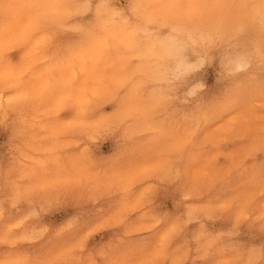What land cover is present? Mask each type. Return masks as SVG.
<instances>
[{
	"label": "snow or ice",
	"instance_id": "1",
	"mask_svg": "<svg viewBox=\"0 0 264 264\" xmlns=\"http://www.w3.org/2000/svg\"><path fill=\"white\" fill-rule=\"evenodd\" d=\"M32 7L35 11L30 30L6 37L2 45L6 58L9 47L32 42L33 34L42 33L34 47L47 52L58 47V37L66 29L81 33L86 30L83 24L69 25V14L51 0ZM233 7L224 3L170 0L161 11L142 14L136 29L116 47L135 52L137 57L150 55L152 48L141 46L138 33L142 31L145 39L153 35L158 38L160 30L166 28L171 30L170 38L162 47L168 56L175 58L176 72L171 77L166 72L154 73L150 80L160 84L182 80L202 71L217 53L224 72L231 75L244 72L254 56L264 62V5L252 17L253 21L258 18L262 32V39L254 50L236 49V43L249 33L251 23L217 12ZM89 9L87 0H82L77 14L85 16ZM189 48L198 50L191 61L185 55ZM107 51L104 41L83 51L71 46L62 54L53 51L51 57H45L37 88L23 93L15 85H9L6 98L5 94L0 95V125L11 123L16 135L27 130L28 109L38 102L51 104L49 118L65 108L75 113L71 119L54 126L57 143L47 150V159L35 162L22 175H17L14 168L0 173V243L14 246L0 264H189L190 260L192 264H255L257 254L264 256V160L260 162L259 180L253 173L237 183L232 181L238 174L239 164L228 172L215 169L211 175L197 168L208 151L205 145L224 146L240 135L234 127L218 130L215 137L206 138L199 146L190 134L175 140L166 146L164 153L168 159L164 163L160 162V153L154 158L132 162L126 167L106 168L103 172L80 166L92 159L90 142L97 131L116 137L109 160L136 150L139 146L127 141L141 133H150L151 140L165 135L147 111L138 114L139 123L135 127L123 128V121L132 115L128 112L112 120H95L101 104L121 99L122 90H125L123 100L127 101L148 83L137 80L136 72L127 74L133 64L137 69L142 65L137 57L125 55L119 66L112 68L105 84L100 64ZM57 72L62 73L60 79L56 78ZM199 87L194 85L190 94ZM154 93L157 108L165 106L170 99L163 88H154ZM227 107V103L222 104L220 111ZM244 113L245 131L251 130L257 121H264V113L259 116L251 111ZM64 135L76 136L73 142L79 145L77 163L69 169L61 168L52 160ZM259 147L264 150V138ZM256 151L255 145H249L231 155L233 160L238 157L243 161ZM181 169L185 177L182 182ZM149 179L156 182L148 183ZM161 181L165 185L177 184L181 198L177 199L176 194L172 198L182 206L179 214L157 208L156 193L160 191ZM133 184L143 188L134 201L131 199L135 192ZM210 186H214L215 195L208 198L209 203L197 201L195 194ZM113 193H120L121 198L109 201L107 198ZM134 214H139V219L131 222ZM223 217H228L229 223L217 230L210 221ZM257 227L258 247L255 240L241 238L245 229L253 232ZM113 228L120 229L119 239L93 244L94 233Z\"/></svg>",
	"mask_w": 264,
	"mask_h": 264
},
{
	"label": "clouds",
	"instance_id": "2",
	"mask_svg": "<svg viewBox=\"0 0 264 264\" xmlns=\"http://www.w3.org/2000/svg\"><path fill=\"white\" fill-rule=\"evenodd\" d=\"M47 2L49 0H32L28 8L34 12L35 8L32 6ZM51 2L58 4L62 12L69 14L67 21L69 25L83 24L86 27L85 32L81 33L71 28L66 29L58 37V47L47 52L33 47L32 42L27 43L24 45L26 49L25 63H28L34 56L41 57L42 60L28 63L27 68H22L13 65L3 55L2 45L10 32L7 18H5L3 22H0V95L3 94V91L9 85H15L16 87L17 82L22 81L25 77L36 79L43 71L45 57H51L53 51L62 54L69 46L83 51L92 48L99 41H104L108 51H110L124 40L130 32L136 29L142 14L161 11L162 7L168 4L170 0H123V2L122 0H87L90 9L85 16L77 14L78 5H80L82 0H51ZM178 2L184 3L182 0H178ZM222 3L234 5L235 7L217 10V12L222 11L228 13L231 19H243L251 23L249 33L236 43V49L247 47L249 50H254L262 39V32L258 18L253 21L252 17L259 7L264 5V0H225ZM240 5L246 6L240 7ZM48 30L51 29L49 28ZM138 36L141 46L152 48L153 51L150 55L137 57V62L142 67L136 69V79L147 80L148 83L133 97V102L137 105V108L132 113L136 125L139 123L138 114L145 111L151 114L155 126L163 132L167 125L177 121L191 125L193 128L200 127L201 131H203L235 112L251 111L260 114L264 113V62L258 56H254L246 71L231 75L222 70L220 55L217 53L212 63L207 65L211 66L214 62V67H212L210 72L203 73V71H198L197 73L189 74L182 80H172L171 83L160 84L149 78L154 73L159 72H166L170 77L174 76L176 60L162 53L159 41L155 35L150 39H145L144 33L141 31ZM232 50L228 49V51ZM196 84L201 85V87L190 94V89ZM157 87L163 88L166 95L170 98L167 104L160 108L156 107L157 99L154 88ZM121 93H125V90H122ZM224 103H227L228 107L224 111H220L221 105ZM233 127L240 132V135L234 141L225 144L224 147L234 153L241 148L255 145L257 151L254 155L247 156L243 161L239 160L238 174L232 182L237 183L241 178H247V175L253 173L256 179L259 180L260 162L264 160V150H260L259 147L260 140L264 138L262 136L264 121H257L251 130L248 131H245V124L236 123ZM71 136L73 139H77L76 136ZM150 136V133L145 132L128 140V144L138 145L139 147L136 150L127 152L118 159L104 161L103 165L106 168L126 167L132 162L154 158L156 154H160L158 151L159 144L165 139V135L160 136L158 140H151ZM191 139L196 146H199L198 134L194 133ZM77 146L79 147V145ZM167 159V153L160 155L161 163H164ZM181 173L180 181L182 182L185 178L183 169H181ZM154 182L156 181L153 179L148 181V183ZM160 183V190H163L166 195L156 203L157 208L160 211H180L181 209L178 206L181 205H178L172 198V194H176L177 199L181 198L177 184L165 185L162 181ZM141 187L142 185L140 184L136 185V188ZM213 195L215 193L212 191H204L195 194V199L204 200ZM218 223L220 227L226 225L229 223V218H220ZM119 232V228H114L110 229L109 232H104L103 236L107 237L110 233ZM256 236V230L249 232L245 229L241 233L242 239L255 240ZM112 238L119 239V235H113ZM189 264H192L191 260ZM255 264H264V256L257 254Z\"/></svg>",
	"mask_w": 264,
	"mask_h": 264
},
{
	"label": "rangeland",
	"instance_id": "3",
	"mask_svg": "<svg viewBox=\"0 0 264 264\" xmlns=\"http://www.w3.org/2000/svg\"><path fill=\"white\" fill-rule=\"evenodd\" d=\"M32 0H0V22H3L7 18V23L10 29L9 35L16 36L18 34H24L30 30L31 19L34 12L28 8V5ZM123 2V0H122ZM184 3H222L225 0H182ZM171 30L162 28L160 30L159 37L157 38L161 47L162 53H165V49L162 47L163 43L169 40V33ZM38 34V35H37ZM33 34L32 45L34 47L35 40L39 38L42 33ZM8 59L13 65L18 67L27 68L28 63H35L37 60H42L41 57H32L28 63H25L24 56L26 49L23 44L18 46H11L7 49ZM198 50H193L191 48L187 49L185 55L191 61L197 55ZM166 54V53H165ZM127 55L132 59H136L137 54L135 52L127 51L113 47L110 51H107L102 57L100 64L101 76L104 77V83L106 84L107 77H110L111 70L114 66H119V61L121 57ZM214 67V62L211 66H206L203 73L210 72ZM136 65L133 64L128 69V75H131L136 71ZM78 71V69H77ZM62 73L57 72L56 78L60 79ZM138 83V81H137ZM39 81L33 78L25 77L22 81L17 82L16 90L23 93L31 92L33 89L37 88ZM5 98L7 90L3 91ZM125 93H120L121 99L119 100H109L107 103H103L99 106L95 120H112L119 118L122 113L128 112L133 113L137 108V105L133 102L134 95H130L127 101L123 100ZM51 108V104L48 102H38L33 106H30L27 112L28 119L30 121L27 130L22 135L15 134V127L9 123L7 125H0V173H5L9 168H14L17 175H22L24 171H27L35 162L43 161L48 158V149L57 143L56 137L53 134V128L58 122H63L71 119L74 112L70 109H62L60 112L56 113L54 117L49 118L48 112ZM259 116L260 113H254ZM247 122V116L244 112H235L231 115L225 117L219 123L213 125L210 128H206L201 131L200 127H195L184 124L182 122H172L166 126L164 129L165 139L159 144L158 151L164 153L166 146L170 145L177 139L187 138L190 134V138L193 134L199 135L198 145L202 144L206 138L215 137L218 130L228 127H233L236 123L245 124ZM136 121L132 115H129L127 119L123 121V128L135 127ZM202 127V126H201ZM122 131V129H121ZM73 137L71 135H64L59 141L61 147L52 157V160L60 165L63 169H69L74 164H76V153L78 146L73 142ZM116 143V137L113 134H106L103 131H97L96 135L92 138L90 146H92V159L87 161L85 164L80 166H87L90 171L93 172H103L106 167L103 165L104 161L109 160L110 153L114 150ZM205 147L208 151L204 152L202 159L200 160L197 168L202 172H207L209 175L215 169H224L228 172L231 168L235 167L239 163V158L237 157L233 160V151L226 149L224 146L207 144ZM227 154V155H226ZM195 171V169L193 170ZM132 188L135 192L131 199L134 201L135 197L138 196L143 188H136L133 184ZM214 186H210L207 191H212ZM166 193L160 190L156 193V203L163 198ZM120 193H113L111 197L107 199L116 200L120 199ZM197 201H203L204 203H209L208 199L201 200L199 198ZM257 200H259L257 194ZM99 206V204H98ZM182 210V206H178ZM179 214V211L177 212ZM55 215V213H53ZM139 219V214H134L130 217L131 222H135ZM219 219L212 220L210 223L220 230V225L218 223ZM118 227V226H117ZM114 229V228H113ZM110 229H104L101 232L93 234L92 241L93 244H100L107 242L112 239L113 235H119V233H110L109 236H103L104 232H109ZM189 230V234H190ZM257 236L255 238V243L258 246L259 239V228H256ZM27 243V242H21ZM175 246V245H174ZM13 245H5L0 243V260L4 259L7 252Z\"/></svg>",
	"mask_w": 264,
	"mask_h": 264
}]
</instances>
